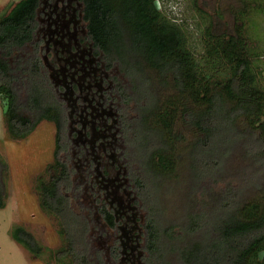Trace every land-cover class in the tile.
<instances>
[{
	"label": "trees",
	"instance_id": "trees-1",
	"mask_svg": "<svg viewBox=\"0 0 264 264\" xmlns=\"http://www.w3.org/2000/svg\"><path fill=\"white\" fill-rule=\"evenodd\" d=\"M197 1L192 0L194 7L203 11ZM236 1L238 7L228 8L230 24L220 13L208 15L196 56L180 25L162 15L155 0H78L97 65L110 74L117 68L127 80L101 78L104 85L113 80L104 93L119 105L118 132L109 141L120 146L132 205L144 211L135 233L128 232L127 248L115 236L120 220L94 177V162L79 170L72 164L69 109L36 39L41 0H19L0 15L5 132L11 139H25L43 120L55 129L46 178L39 177L35 185L38 206L54 219L62 240L51 254L54 263L264 264V74L255 65L259 56L245 23L252 11L264 12V0ZM135 79L147 87L140 98L133 95ZM132 109L147 136L137 165L125 153L129 128L135 126ZM178 121L192 137L176 131ZM236 149L254 168L210 191L206 185L219 181ZM183 161L191 175L189 207L176 227L160 221L157 200L165 183L179 179ZM249 188L256 192L246 197ZM2 192L0 185V208ZM12 238L33 257L41 254L42 247L22 227L12 231Z\"/></svg>",
	"mask_w": 264,
	"mask_h": 264
},
{
	"label": "rangeland",
	"instance_id": "rangeland-1",
	"mask_svg": "<svg viewBox=\"0 0 264 264\" xmlns=\"http://www.w3.org/2000/svg\"><path fill=\"white\" fill-rule=\"evenodd\" d=\"M17 1L19 0H0V15L5 14L10 5ZM75 2L77 1L42 0L38 16L40 27L36 39L40 42L43 63L49 70L58 94L66 100L69 109L68 135L72 142V164L79 170V167L83 168L82 165L85 163L94 162V177L104 189L107 200L114 207L120 220L119 231L115 236L120 235L123 245L127 248V246L130 247V241L127 242L128 232L135 233V228H138L139 224L136 220L143 218L144 211H139L132 205L133 194L128 189L127 170H125L124 161H120V153L117 151L120 146L117 147L115 140L114 145L111 140L109 141V138L116 137L118 132L115 117L119 105L117 101H108L104 93L106 89L113 88V80L111 79L108 85H104L101 78L105 75V78L110 80L116 75L124 82L127 80L117 68H114V72L110 74V71L106 72L103 66L97 65L98 58L94 57L92 50L89 53L81 12L79 5L77 6ZM197 2L203 11H198L192 0H155L156 7L162 15L167 20L180 25L186 36V46L196 56L201 52L200 37L208 15L215 17L220 13L223 23L230 24L231 15L228 8L239 6L236 0H198ZM217 9L219 11H216ZM55 20L58 26L57 33L65 34L64 39L61 40L62 50L57 42V45H52L49 40L51 33L49 30L54 29V26L52 23L50 26L48 24ZM72 20L74 22H71ZM245 23L250 41L259 56L255 65L264 74V12L252 11ZM65 38L71 39L69 42L72 43L80 42L75 51L70 50L73 56L76 53L80 56V49H84V51L82 49L83 66L75 60V57L67 58L69 53L64 47ZM58 39L60 38L56 35V41ZM65 51L67 53H64ZM135 80L133 95L140 98V93L147 90V87L141 83L140 79ZM61 87H63L62 91H60ZM114 97L117 95L115 94ZM133 108L136 109V107ZM129 116L135 121L133 130L138 132V136L129 128L127 141L129 146L125 153L129 161L137 165L143 138L147 137L142 135L146 126L137 118L134 110L129 113ZM176 126L179 134L185 135L186 138L192 137L190 130L180 127V121L176 123ZM54 133L53 123L43 120L27 138H9L2 121L0 100V185L3 190L4 204V207L0 208V264H57L53 262L51 254L62 245V240L57 233L54 219L40 210L35 192L38 178H46L45 167L52 160ZM121 147L125 149V146ZM75 156H78V159ZM187 166L188 163L183 161L178 170L179 179L165 183L160 191L161 201L157 200L159 204L157 206L162 208V212L157 213L160 215V221L166 225L176 226L184 223L183 216L189 207L187 191L191 184L190 169ZM253 168V164L251 167L242 150L236 149L226 160L219 181L215 185L206 186L210 191L218 190L230 180L239 181V175L243 171ZM259 175L262 177V174ZM261 183L264 184V181ZM255 192L254 188H249L245 190L244 196L249 197ZM154 197L156 196L151 191L150 201H153ZM16 227H22L29 232L42 247L38 257H33L22 245L13 240L12 231Z\"/></svg>",
	"mask_w": 264,
	"mask_h": 264
},
{
	"label": "flooded vegetation",
	"instance_id": "flooded-vegetation-1",
	"mask_svg": "<svg viewBox=\"0 0 264 264\" xmlns=\"http://www.w3.org/2000/svg\"><path fill=\"white\" fill-rule=\"evenodd\" d=\"M77 2H75V4L78 6L79 5V2H78V0H76ZM68 2V1H67ZM41 4H42V0H41ZM41 4H40V6H41ZM65 7H68V6H66V5H64ZM73 10H75V9H73ZM79 11H80V5H79ZM38 14H39V10H38ZM39 16V15H38ZM75 20V19H74ZM74 20H72L71 22H74ZM82 20V19H81ZM51 23L53 24L52 26H54V29H52V30H49V31H51V33H50V37H49V40L52 42V45H57L56 44V42L58 43V45H59V47L61 48V50L63 49V44H62V41L61 40H63L64 39V33L62 32V34L63 35H61V34H58L57 32V28H58V26H57V23H56V20L55 21H51L48 25L50 26L51 25ZM56 35H58L59 36V38L60 39H58V41H56ZM69 40H71V39H68V38H65V44H64V47L66 48V50H68V53L69 54H67V58L68 57H75L76 59L75 60H78V62L80 63V64H82V66H83V64H84V57L82 58V55H83V51H84V49H83V51H82V49H80L81 50V55L80 56H78L77 55V53H76V55L75 56H73L72 54V49L75 51L77 48H78V45L80 44V42H76V41H74L73 43L70 41L69 42ZM72 45H74V46H72ZM87 46H88V50H89V53L91 52V47H90V45L87 43ZM71 49V50H70ZM73 51V52H74ZM58 52H60V51H58ZM77 52V51H76ZM64 53H67V51H65ZM92 53V52H91ZM83 68V67H82ZM73 76V75H72Z\"/></svg>",
	"mask_w": 264,
	"mask_h": 264
}]
</instances>
